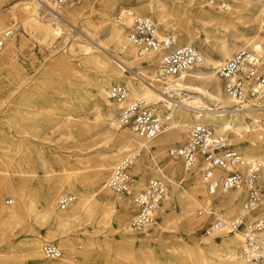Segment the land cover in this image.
Returning <instances> with one entry per match:
<instances>
[{"label": "rangeland", "instance_id": "obj_1", "mask_svg": "<svg viewBox=\"0 0 264 264\" xmlns=\"http://www.w3.org/2000/svg\"><path fill=\"white\" fill-rule=\"evenodd\" d=\"M148 1H106V3L114 2L115 5L110 9L108 23L101 24L102 0H96L93 3V8L87 9L78 18L77 29H80V26H85L96 32L100 40H106L108 27L115 24L119 12L124 9H130L133 12L132 7L138 8L141 3ZM209 1L193 0L190 6L189 4L185 6V18L173 16L176 24L182 26L188 22L189 26L199 34L198 40L194 41V45H192L198 51L201 50L199 41L205 37L210 38L211 42L214 38L230 40L232 34L243 32L246 22L244 17L252 11L250 0H236V15L231 18L226 15L230 11L218 10L215 6L220 2L231 6L233 0H211L214 2L213 5H209L212 8L207 7ZM24 2H31V0H0V26L2 27L0 34L8 28L17 27L13 36L8 39L4 52L0 55V179L5 180L4 186L0 188V210H12L16 207V202H19L20 215H22L21 222L8 221L5 227L0 230V264H30L28 255L32 250H38L44 241L56 242L63 251L62 259L75 258L76 261H80V253L87 251L86 264H205L204 261L208 264L216 263V257L211 255L220 248L216 244L222 246L229 243L234 239V235L223 234L217 237L203 235L201 230L212 219L199 218L195 215V211L201 207L202 195L197 194L195 200L188 197L187 194H190L193 185L192 179H185L182 186H174V183L178 184L182 178L181 169L176 164V173L172 175L169 166H167L172 162L178 163L169 159L166 151L184 142L186 130L178 133L176 138L165 142V146L161 150L156 147L152 148L153 152L156 151L153 154L154 163L150 161L148 153H140L142 169L150 168L148 169L150 173H145L142 179H139L134 176L131 169V175L135 178L128 195H115L106 189L108 199L112 203L107 210L111 219L107 225L104 224V221H86L87 219L83 216L68 227L64 237H61L60 229L49 227L41 217L52 200L54 201L55 214H61L57 209V200L63 193H71L79 202H83L92 191L105 185L111 167L125 155H121L119 160L103 163L106 161L105 153L112 147L108 143L102 144L96 136L92 142L90 137L94 135L93 129L86 135L78 136L76 129L67 131L58 128L59 122L64 121L68 116L76 120L81 112L74 104L73 106L77 109L75 113L66 108V104L70 103L67 96L54 95L59 88H70L69 82L73 81V77L64 70H60L56 63L59 60H65L77 70L83 71L85 68L82 63L84 55L79 46L86 47L88 42L76 30L71 32L73 37H70L62 28L63 35L60 39L47 40L46 42L40 40L38 33L25 31L20 21V6ZM200 7H203V10ZM204 11L217 12L222 18L214 21L212 25L204 24L199 21L200 15ZM143 16L151 17L157 25V30L160 31L156 13L152 14L144 10ZM40 18H43L42 15ZM204 18L201 19L204 20ZM47 19L44 17L45 23ZM260 21H264V18ZM49 24L53 28L56 27L55 22ZM247 25L250 27L249 30L252 29L249 35L257 32L260 37L264 38L259 33L260 25ZM119 30L122 43L125 45V27L123 26ZM171 33L176 35V32L166 30L162 32V37ZM11 39L15 42V48H12ZM246 50L251 51V48H246ZM103 54L105 53L103 52ZM260 56L264 57V54ZM211 57L213 60L218 59L216 53H212ZM226 59L222 58V63ZM138 70L135 68L127 71L126 78L119 79L118 83L127 85V81H131L133 85H139L138 81L129 80L133 76L131 74L137 73ZM110 73L112 78H119L117 73ZM88 75L90 78H94L92 73L88 72ZM13 91L16 92V95L11 97ZM47 96L50 97L48 101L45 100ZM111 102L115 104L113 101ZM101 104L103 105V103ZM148 106L153 107L159 113L165 111L160 108L161 104ZM87 108V105L83 106L84 110ZM16 109L19 114L13 116ZM119 109L120 106L114 117ZM87 118L90 123L93 122V110L90 109L87 112ZM191 121L192 115L184 119V122L188 124ZM70 132L71 134H69ZM126 132L133 136L128 130ZM119 133L115 138H119ZM161 140L162 137L157 141ZM234 144L232 143V146ZM247 145V143H243L239 146ZM236 147L233 146L234 149ZM262 148H264V144L260 146V151L264 153ZM236 151L238 152V150ZM240 154L244 157V154ZM102 163L108 165L106 170L98 167ZM160 175L171 182L167 186L168 198L160 206L163 208L167 221L163 222L154 214L157 219L156 225L144 234H136L129 229V223L134 214V208L131 205L132 196L142 191L150 178ZM195 178L198 177L195 176ZM94 180L98 184L94 185ZM173 190L177 195H185L186 199L191 201L193 208L188 213V218L182 216L180 202L176 199L170 200ZM221 197L214 201L215 205H212L211 208L215 210L219 208L216 205H219ZM74 203L75 201L71 205ZM239 204L240 201L235 203L231 214L225 216L226 219L235 215ZM78 213L79 208H73L72 215ZM220 215L224 216L218 212L217 216ZM122 219H124L125 228L129 232L128 236L134 239L135 257L133 258L121 240L119 223ZM195 220L198 221L190 223ZM210 239L212 240L210 241ZM241 247L242 241L235 242L233 251L237 256L238 263L244 264V261L241 262L242 258L238 257ZM43 261L47 260L43 258ZM52 263L58 264L57 262ZM233 264H237V262Z\"/></svg>", "mask_w": 264, "mask_h": 264}, {"label": "bare ground", "instance_id": "obj_2", "mask_svg": "<svg viewBox=\"0 0 264 264\" xmlns=\"http://www.w3.org/2000/svg\"><path fill=\"white\" fill-rule=\"evenodd\" d=\"M94 1L96 0H79L76 4L63 5L64 7L61 6L57 9L53 7L51 9H54V11H50L49 15L42 16L43 18H40L41 5L38 0L24 2L20 6V21L24 30L38 33L40 40L43 42H46L47 40L60 39L63 35L62 28L65 29V32L70 37H73L71 32L76 30L79 34H81V36L85 37L88 42V46L86 47L79 46L80 51L84 55L82 63L85 68L83 71L77 70V68H74L65 60H59L56 63V66H58L60 70H64L73 77V81L69 82L71 86L68 88L69 90L67 88H59L55 91L54 95L61 97L67 96L70 103L69 105L66 104V108L71 110V112L74 111L73 113H75L77 109H75V106H73L74 104L78 106V111L81 112L76 120L68 116L67 119L59 122L58 128L65 129L67 131L76 129L78 136L86 135L93 129L94 135L90 137L92 142L96 136L100 139L102 144L108 143L112 147L110 150H108V152L105 153L104 156H106V161L103 163L114 161L116 159L119 160L118 158H120V156L123 154L127 156L136 152L139 153V157L141 152L146 154L148 153L147 156H149L150 161L154 163L155 159L153 154L156 151L153 152L152 148L156 147L158 150H161V148L165 146V142L176 138L178 133L185 132L186 128L194 123L210 126L213 129L215 136L225 138L231 145L232 143H235L233 145L237 146L235 150H238V152L244 154V157H242L244 161L247 160V163L259 161L264 158V153L260 151V146L264 144V135H262V130H264V127H262L261 123L262 118H264V110H249L246 108L247 110L245 109L241 112L234 111L231 106L232 102L223 93L220 81L216 75L218 66L220 67L222 64V58L228 59L234 52L238 50L251 48V51H255L258 55L264 54V38L260 37L257 32H254L255 34L253 35H249V33L252 32V29L249 30L250 27L247 25H260V20L264 18V0H250L252 11H250L244 17L246 22L244 23L243 32H236L235 34H232L230 40H226L225 38H214L213 42H211L210 38L205 37V39L199 41L201 44V50L198 51L200 55V63L197 65V67L186 72V74L177 79H162L159 76L158 66L161 52H154L153 54L139 57L136 54L135 48L127 42L126 37L125 45L122 43L119 29H121L123 26H128L129 21H118L115 19V24H111L108 27L106 40H100L97 37L96 32L85 26H80V29H77L78 18L82 16L84 11L93 8L92 6ZM106 1L109 0H102L101 3V24L108 23V16L110 15L111 11L110 9L115 5L114 2L106 3ZM192 1L193 0H150L147 3H141L138 8L132 7V10L133 13L138 16H143L144 10H147L152 14L156 13L157 23L158 26H160V31L157 30L159 37H162L163 31L170 30L176 32L177 41L175 46H192L194 45V41L198 40L199 34L196 32V30H194V28L189 26L188 22L181 26L176 24L173 20V16L185 18V6L188 4L190 6ZM233 1L234 2L231 3V6L225 4L227 9L226 12L230 11L226 15L231 18L236 15L237 2L236 0ZM45 2L48 7H52L49 1L46 0ZM207 7H210L209 4H207ZM200 8L203 10V7ZM44 17L48 18L46 23L43 20ZM202 17H205L204 20L201 19ZM219 18L222 17L217 12L212 13L210 11H204L201 13L199 21L204 24L212 25V23L214 21H218ZM51 22H55L56 27L53 28L52 25L49 24ZM259 28L260 26L258 29ZM0 30H2L1 26ZM229 41L231 42L228 43ZM11 45L12 48L16 47L15 42L12 39ZM4 49L2 53L4 52ZM103 52L106 55L103 54ZM212 53L217 54V60L212 59ZM143 64H146L147 66H141ZM156 66L157 69H155ZM135 68L139 70L137 73H132L131 75L133 76H131L129 80L138 81L139 85H133L131 81H127V85L122 83L126 87L128 86L130 89L128 91V96L124 102H114L115 104H113L111 100L108 99L107 88L111 86V83L120 84L118 83V80L122 79L123 77L126 78L125 73ZM88 72L94 75L93 79L89 77L90 75H88ZM110 72L117 73L119 78H112ZM172 92H175L177 96L174 97ZM13 95H16V92L13 91L10 96L13 97ZM49 99L50 97H45L46 101ZM135 101H143L145 105L148 104L151 106L161 104L160 108H163L165 110L164 112L168 110L172 111V114L170 115L171 121L167 131L164 134L150 142H146L136 139L132 133L131 134L133 136H131L126 132V129H118L115 126L114 114L116 110H118L119 106L120 111L122 108ZM101 103H103V105ZM84 105H87L88 107L86 110L83 109ZM151 108L154 110L153 107ZM90 109L93 110L92 123H90L87 118V112ZM154 112L158 115L163 114L155 110ZM18 114L19 111L16 109L13 116ZM189 115H192V121L188 124L184 122V119ZM118 132H120L118 136L119 138H115ZM69 134H71V132ZM160 137H162V140L157 141ZM243 143H247L248 145L245 147H240L239 145ZM138 158H136L134 161L131 169L134 176L142 179L145 173H150V170H148L150 168H147V170L142 169V164L140 161L142 157L139 159ZM103 163L98 167L100 169L106 170L108 165H104ZM176 164L179 165L180 163L172 162L167 165L169 166L172 175H175L176 173ZM180 166L181 164L179 167ZM181 175L182 178L179 183H183L185 179L193 180L191 192L190 194H187L188 197L192 200H195L194 198L197 196V194H201L203 197L202 203L200 202L201 207H205L206 212L213 211V213L216 215L218 212L224 215L218 216L222 220H226L225 216L231 214L233 208L235 207V203H238V201L241 203V192L231 191L225 195L210 197L207 195L197 173L194 175H189L183 173L182 171ZM195 176L198 178L196 179ZM261 179L264 180V172L261 174ZM95 182L96 181L94 180V185L98 184ZM4 183L5 180L3 178L0 179V188L4 186ZM179 183H174V186H178ZM106 189L107 188L104 185L97 190L92 191L83 202H79L75 197L73 200L75 203L73 205L70 204L68 206L69 209L67 208L68 210L66 209L67 211L65 210V212L58 210L61 213L58 215L55 214L54 201L52 200L48 205V209L44 210L41 217L45 220L49 227L53 229L59 228L62 235L61 237H64L63 235H65V230L68 227L77 222L79 219L83 218V216H85L87 219L86 221H104V224L107 225L111 220L110 214L107 213V210L112 203L108 199V193L106 192ZM219 197L221 198L219 205H216L219 207L216 209L218 211L217 212L211 207L212 205H215L214 201ZM186 198L187 197L185 195H177L175 190L172 191L170 196V200L176 199L180 202L182 216L188 218L187 215L190 210H192L193 205L191 204V201ZM75 207L79 208V213L73 216L72 210ZM20 214L21 212L19 202H16V207L12 210H0V230L5 227L8 221H12L14 223L21 222L22 215ZM258 214L260 216H264V210L260 211ZM155 215L163 222L167 221L165 220L162 207H159L156 210ZM251 216L252 213L249 214V219ZM123 221L124 219H122V221L119 223L121 228V240L123 246L129 249L133 258L135 257V251H133L134 239L128 236L129 232L126 230ZM196 221L198 220L190 221V223L192 224ZM223 234L228 233L221 227L217 226H215L213 230L209 232V236L215 237ZM233 235L234 239L229 241V243H225L222 246L216 244L220 248L211 254L217 259V262L214 264H233L235 262L239 264L237 256L233 251V245L235 242L242 241V236L239 232H235ZM211 240L212 239H210V241ZM40 246L38 249L39 251L32 250L29 255L27 254L30 264H53L52 262H57L58 264H86L87 262V251L80 253V261H76L75 258L62 259V256V258L57 261L47 260L44 262V257L40 252ZM238 257L241 259L239 253ZM242 261L243 260H241V262ZM204 263L208 264L206 261H204Z\"/></svg>", "mask_w": 264, "mask_h": 264}, {"label": "built area", "instance_id": "obj_3", "mask_svg": "<svg viewBox=\"0 0 264 264\" xmlns=\"http://www.w3.org/2000/svg\"><path fill=\"white\" fill-rule=\"evenodd\" d=\"M42 16L49 15L54 9L63 5L76 4L79 0H47L52 7L46 5V0H38ZM213 5V1L208 2ZM226 11L224 3L215 6ZM118 21H129L125 26V37L139 57L154 52H161L158 73L162 79H177L194 69L200 63L198 50L191 45L175 46V34L159 37L156 24L151 17L138 16L129 9H124L116 16ZM16 31L14 27L0 34V54L6 42ZM259 33L264 36V21L260 23ZM223 93L231 100L232 109L241 112L249 110H264V57L255 51L239 50L223 61L216 70ZM176 97V93L172 92ZM108 99L122 103L128 96L127 87L111 84L107 90ZM246 109V110H247ZM171 110L158 115L143 101H135L122 108L114 118L118 129H126L136 139L150 142L164 134L171 121ZM264 127V118L261 120ZM264 135V130H262ZM167 156L181 164L183 173H197L208 196L225 195L231 191L241 192L242 199L236 214L230 219L222 220L213 211L206 212L205 207H199L195 215L207 217L212 221L201 230L203 235L215 226L221 227L228 234L239 232L242 236V247L239 254L245 264L264 263V216L258 213L264 210V158L247 163L240 153L228 143L225 138L217 137L210 126L194 123L188 126L184 142L174 148L167 149ZM139 153H132L117 161L111 169L106 188L114 194H129L134 183L131 168ZM168 180L160 175L150 178L140 192L132 196L134 214L129 223L130 229L136 234H144L156 225L155 211L168 198ZM182 186V183H179ZM74 196L63 193L57 202L59 211H65L72 204ZM252 213L249 219V214ZM41 255L49 261L62 258L63 251L56 242H42Z\"/></svg>", "mask_w": 264, "mask_h": 264}, {"label": "crops", "instance_id": "obj_4", "mask_svg": "<svg viewBox=\"0 0 264 264\" xmlns=\"http://www.w3.org/2000/svg\"><path fill=\"white\" fill-rule=\"evenodd\" d=\"M185 140V139H184ZM168 157V156H167ZM180 165V164H179ZM180 169H181V166H180ZM181 172H182V170H181ZM237 201V200H236Z\"/></svg>", "mask_w": 264, "mask_h": 264}]
</instances>
